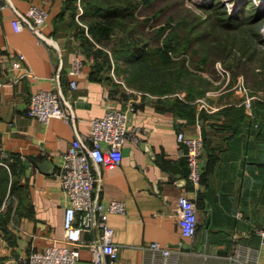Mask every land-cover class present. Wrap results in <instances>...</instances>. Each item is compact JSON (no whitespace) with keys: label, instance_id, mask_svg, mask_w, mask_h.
I'll list each match as a JSON object with an SVG mask.
<instances>
[{"label":"crops","instance_id":"obj_1","mask_svg":"<svg viewBox=\"0 0 264 264\" xmlns=\"http://www.w3.org/2000/svg\"><path fill=\"white\" fill-rule=\"evenodd\" d=\"M4 3L0 163L10 177L7 199L0 205V264H27L31 252L66 244L68 199L56 175L61 154L76 135L89 132L93 117L109 108L125 109L128 103L133 109L127 127L136 141L124 143L119 164L95 167L99 181L94 195L105 205H123L120 212L106 213L117 246L111 264H264V93L245 91L239 77L203 72L211 84L201 87L202 95L161 92L138 67L119 72L105 54L104 62H97L100 53L86 40L90 34L77 16L79 0H0V6ZM31 3L46 11L43 34L50 44L12 25L13 7L24 12ZM19 53L32 75L20 76L11 68ZM76 56L82 65L71 74ZM71 80L76 87H70ZM57 82L75 122L26 115L30 95L53 89ZM179 131L203 140L197 182L188 178ZM181 195L195 198L198 227L193 238L180 232ZM81 236L92 240L96 231ZM152 242L170 253L152 249ZM91 258L87 247L80 246L76 264H90Z\"/></svg>","mask_w":264,"mask_h":264},{"label":"built area","instance_id":"obj_2","mask_svg":"<svg viewBox=\"0 0 264 264\" xmlns=\"http://www.w3.org/2000/svg\"><path fill=\"white\" fill-rule=\"evenodd\" d=\"M4 6L5 3L0 7ZM13 10L15 16L12 25L16 30L27 28L38 37L40 42L50 44L43 34L47 15L43 6L31 3L24 12L14 7ZM81 65L82 60L76 56L69 73L78 72ZM11 68L18 70L20 76L32 75L21 53L11 63ZM223 72L227 73L225 70ZM70 87H76L75 80L70 81ZM242 88L247 91L245 86L242 85ZM132 109V105L128 103L125 109L109 108L103 115L93 117L90 120L89 132L76 135L61 154L56 175L68 199L63 220L66 244H53L43 250L31 252L27 257V264H76L80 246H86L91 252L90 264H111L117 257L113 228L107 221L106 213L120 212L123 205L117 201L105 205L94 195L96 183L99 181L95 167H112L119 164L122 160L124 143L129 139L136 141L135 134L127 127L128 111ZM26 115L42 121L57 117L68 123L75 122L71 104L66 99L59 82L53 89H39L33 92L26 105ZM177 139L186 146L188 178L197 182L200 178L199 159L203 140L200 136L186 135L183 131L178 132ZM178 211L181 234L193 238L198 227L195 198L181 195L178 199ZM94 230L96 231L94 239L82 238L84 231ZM262 234L264 235V231ZM150 246L154 250H161L165 255L170 253V249L160 247L157 242H152ZM106 255L109 257L108 261L103 260Z\"/></svg>","mask_w":264,"mask_h":264},{"label":"rangeland","instance_id":"obj_3","mask_svg":"<svg viewBox=\"0 0 264 264\" xmlns=\"http://www.w3.org/2000/svg\"><path fill=\"white\" fill-rule=\"evenodd\" d=\"M85 1L88 0L83 2L85 3ZM126 1L134 4L132 12L128 16L121 17L117 26L111 29L112 31L107 37L91 41L98 53L99 51H108L116 55V52L119 51L116 55L117 58L113 57L114 62L117 60L119 72L120 70L128 72L129 67L135 66V62L127 60V54H125L127 53L126 48L129 47L127 43L130 39L128 33L130 29L134 36L138 39L141 38L137 43L146 45L144 46L145 50L151 55L150 59H147L148 56H144L147 59L146 63L139 67L146 73L154 74L162 68H167L168 72H174L177 62L183 59L182 49L185 47V40L179 41L181 44L177 45V41L174 43V38H184L186 35L194 38L199 35L203 39L195 41L193 44L194 58H190L189 61V58L186 57L189 61V68L194 67L195 62L197 65V60L210 47L204 43H210L212 39L214 44L213 47H210L211 52L208 50L209 63H207V67L213 66L215 71L213 74L201 71L203 69L200 66H197V70L210 77H214L217 73L220 77L221 75L224 77L230 75L231 80H236L239 77L249 93L255 95L264 93V14H261L262 16L260 15L258 20L249 19L243 14L244 11L252 10L254 6L263 7V0H250L249 5L243 10H241L243 3L240 0V3L237 0H149V3L147 0H113V3L123 5V2ZM242 1L247 3V0ZM210 4L214 5L207 7ZM239 11L242 15L237 16ZM82 12L83 8L80 4L77 16L81 25L86 29L87 24L94 21L96 17L84 16ZM235 13L237 15H234ZM230 15H234V17L230 19ZM223 39L227 40L225 54L221 52L220 46V40L223 41ZM172 43L173 46H171ZM171 47H175V49L173 50ZM243 51L244 53H242ZM217 54H220L222 59H214L211 64L210 62ZM118 55L122 56L118 57ZM187 55L190 57L191 51ZM99 57L102 58L101 52ZM239 57L244 59L246 71L240 70L239 60H237ZM189 79L190 76L187 81ZM7 194L8 190L4 198Z\"/></svg>","mask_w":264,"mask_h":264},{"label":"trees","instance_id":"obj_4","mask_svg":"<svg viewBox=\"0 0 264 264\" xmlns=\"http://www.w3.org/2000/svg\"><path fill=\"white\" fill-rule=\"evenodd\" d=\"M83 1L84 0H79L81 7L83 8L82 13L84 14V16L88 15V16L96 17L95 20L91 21L89 24L85 22L87 24V31L92 37V39L87 34L85 35V38L92 46H94L93 43H91L93 39L98 40V39H103L104 37H107L109 33L112 31L111 29L117 26L116 24H118L117 22H119V19H121V17H124L125 15L128 16V14L132 12V6H134V4L129 1H126L125 3L123 2V5H120V3L119 4L113 3V0H104V1L103 0H88V1H85V3ZM240 1L243 3L241 10L245 9L250 3V0H247L248 4L245 3V1H242V0ZM240 1L237 0L238 3H240ZM147 2L149 3V0H147ZM213 5L214 4H210L207 7H212ZM240 11L238 12V15L237 13H235L234 15L239 16ZM243 14H245V17L249 19L258 20L260 18L259 16L261 14H264V5L263 7H260L258 5L254 6L252 10L244 11ZM234 15H230L229 16L230 19H232ZM128 33L130 35V39L128 40V43H127L129 47L126 48V52H127L125 53L127 54L126 59L133 60L135 62L134 64L135 67H138L137 70L141 74H143V76L147 78L149 77L151 81L153 80V82L157 84V87L159 88L161 92L184 91L185 96L187 98H193L194 96L202 95L204 90H202L201 87L211 84L210 80H207L206 78L202 77L201 71H208L211 74H213L215 71L213 66H211L210 68L207 67V63H209L208 50L210 51V47H213V44H214L212 43L213 42L212 39L210 43H204L206 46H210V47H208L205 54H202L201 58L197 60V65L195 62V64H193L194 67L189 68L188 64H189L190 58L192 59L194 58L193 53H194L195 48H193V44L195 41L202 40L203 38H201V36L199 35H197L198 37H194V38L188 37V35H186V37L184 36V38L182 37L174 38V43L175 41H177L176 43L177 45L181 44L182 40H185V47H183L182 49L183 50L182 52L184 53L183 59H180L177 62V68L174 72H168L167 68H166L167 70L165 68L164 69L162 68L161 70H159V72L154 74V73H146L144 72L142 68H140L142 66L141 64L146 63V60L151 58L150 57L151 55L148 54V52H146L145 50L144 46L146 45H141L137 43L139 42V40H141V38L138 39L136 36H134L131 29ZM226 43H227V40H224V39L223 41L220 40V46L222 49L221 52H223V54H225L224 52H225ZM173 45L174 44L172 43L171 46ZM171 48L173 50L175 49V47L174 48L171 47ZM190 51H191V55L189 57V55L187 54ZM100 52L102 56L105 54L104 56L107 57V59L112 58L113 62H114L113 57L117 58L116 56L117 52L119 53V51H117L116 55H113L112 53L108 51H99V53ZM149 53H152V52H149ZM242 53H244V51ZM121 54L124 55L123 52H121ZM104 56L102 57V61H97V62L103 63ZM119 56H122V55H118V57ZM144 56H148V58L146 59L144 58ZM186 57L189 58V61ZM214 59H222V56L220 54H217L216 57L213 58L212 61L210 62L211 64L212 62H214ZM237 60H239V66L241 67L240 70L246 71L244 68L246 67V63L244 62V59L239 57V59ZM116 62L117 60H115L114 64H115V67L117 68L118 63ZM169 62L176 63L174 61H169ZM197 66L202 67L201 69L203 70L201 71L197 70ZM188 76H190V79L187 81ZM183 77H184V80H183ZM214 77H216V75H214ZM0 160L2 161L1 157H0ZM9 177L10 175H9L7 167L0 163V205L4 199V195L6 194V191L8 190Z\"/></svg>","mask_w":264,"mask_h":264}]
</instances>
